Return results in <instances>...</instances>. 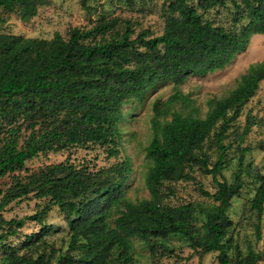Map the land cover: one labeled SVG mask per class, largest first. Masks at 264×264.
I'll use <instances>...</instances> for the list:
<instances>
[{
  "label": "trees",
  "instance_id": "trees-1",
  "mask_svg": "<svg viewBox=\"0 0 264 264\" xmlns=\"http://www.w3.org/2000/svg\"><path fill=\"white\" fill-rule=\"evenodd\" d=\"M40 2L0 0V8L17 9L20 19L26 21L37 14ZM228 2L233 7L231 23L220 25L204 19V13L228 7ZM133 33L129 21L121 31L116 18H101L86 30L71 29L66 37L55 32L48 40L0 32V177L22 170L24 162L38 153L88 143L109 144L113 135L119 134L116 124L121 120L123 102L142 97L160 80L178 84L187 75L224 67L247 47L252 35H264V0H197L196 4L167 0L161 34L151 36L147 29L134 37ZM263 77L264 63H253L240 76L236 88L204 117L174 111L168 121L154 119L153 136L145 147L152 161L146 176L151 198L125 202L113 227L103 215L92 216L89 210L92 201L113 194L117 185L100 187L88 174L63 163L46 166L26 175L25 180L14 176L1 194L0 210L30 193L47 197L50 204L66 213L70 240L54 263L42 256L28 259L15 255L4 245L5 264H106L113 247L120 249L119 256L132 249V236L146 241L150 249L172 234L198 246L193 230L184 221V211L160 200L161 184L184 179L194 165L203 166L212 175L216 189L204 194L218 202L216 212L206 218L207 232L200 252L217 251L220 263L230 264L222 239L230 226L226 210L239 191L240 181L229 184L218 180L221 159L208 168L205 156L198 152L219 120H223L217 135L221 140L228 112L229 118L236 116ZM174 101L188 103L191 99L176 91L168 97V102ZM258 179L251 208L261 213L264 176L259 174ZM89 191L94 195L87 198ZM50 204L20 219L0 217V225L19 228L26 220L40 223ZM4 237L0 234V240ZM34 238L37 235L29 236L26 242ZM258 259L259 255L250 251L242 263L255 264Z\"/></svg>",
  "mask_w": 264,
  "mask_h": 264
},
{
  "label": "rangeland",
  "instance_id": "rangeland-1",
  "mask_svg": "<svg viewBox=\"0 0 264 264\" xmlns=\"http://www.w3.org/2000/svg\"><path fill=\"white\" fill-rule=\"evenodd\" d=\"M196 2L191 0L192 4ZM227 4L228 7L207 11L203 14L204 19L220 25L231 23L233 7L230 2ZM166 7L167 0H41L37 14L26 21L20 19L17 9L0 8V32L48 40L55 32L66 37L71 29L86 30L101 18H116L121 31L129 21L134 31L132 37L144 29L156 36L163 31ZM256 62L264 63L263 34L252 35L247 47L220 69L187 75L178 84L171 80L156 82L145 90L142 97L123 102L121 120L116 124L119 134L113 135L109 144L88 143L38 153L24 162L22 170L0 177V197L14 176L25 180L26 175L39 172L46 166L72 165L88 174L100 187L118 186L113 194L92 201L89 210L92 216L103 215L108 226L113 227L125 202L137 203L151 198L146 176L152 161L146 156L145 147L153 136V120L168 121L174 111L204 117L236 88L240 76ZM176 91L187 95L191 101L168 102V97ZM229 115L230 112L224 122L221 140L217 135L223 120L216 123L198 153L205 156L208 168L221 159L218 180L229 184L237 179L240 181L239 191L231 198L226 210L230 226L222 239L230 264H243L242 260L250 251L259 255L255 264H264V204L261 213L251 208V199L260 184L258 175L264 176V77L254 94L239 108L238 114L231 118ZM27 133L23 132L24 135ZM241 149L244 151L240 152ZM187 171L184 179L165 180L161 184L160 200L184 211V221L193 230L198 246L191 244L186 237L172 234L161 240L155 249H150L146 241L132 236V249L119 256L120 249L113 247L106 264H221L217 251L200 252V243L207 232L206 218L216 212L218 205L212 197L204 194V191H215L213 177L201 165H194ZM62 174L59 172L58 175ZM89 193L87 198L94 195L92 191ZM50 203L49 198L30 193L2 208L0 217L6 221L20 219ZM0 234L5 235L0 240V264H5L7 259L4 245L11 247L15 255L28 259L42 256L54 263L56 257L67 250L70 240L66 213L53 204L42 222L26 220L19 228L4 223L0 225ZM31 235H37V238L26 242Z\"/></svg>",
  "mask_w": 264,
  "mask_h": 264
}]
</instances>
